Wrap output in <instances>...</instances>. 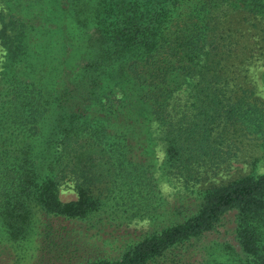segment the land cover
<instances>
[{
  "label": "trees",
  "instance_id": "1",
  "mask_svg": "<svg viewBox=\"0 0 264 264\" xmlns=\"http://www.w3.org/2000/svg\"><path fill=\"white\" fill-rule=\"evenodd\" d=\"M1 2L17 14L0 28V264H264V173L114 232L166 213L151 123L185 186L264 139V107L229 84L234 15L264 19V0Z\"/></svg>",
  "mask_w": 264,
  "mask_h": 264
},
{
  "label": "rangeland",
  "instance_id": "2",
  "mask_svg": "<svg viewBox=\"0 0 264 264\" xmlns=\"http://www.w3.org/2000/svg\"><path fill=\"white\" fill-rule=\"evenodd\" d=\"M19 9H21V13L25 11L23 7ZM10 14L15 15L17 13L10 3L1 2L0 28L5 26L8 31H11L13 25L9 23ZM239 14H235L234 17L239 16L240 25H242L239 31L242 36L238 40L242 56L234 59L232 63L229 84L230 86L233 85L232 89L239 87L250 89L256 100L264 107V19L251 18L248 15L245 20L241 21L242 15ZM237 36L239 34H236ZM4 53V49L0 44V70L5 58ZM150 128L152 130L150 133L151 151L150 155L147 156V164L149 163L150 171L156 180L160 196L167 205L166 213H160L161 210L157 209L155 212L157 215H155L153 221L146 217L143 221L135 219L137 221H132L128 225L122 224V227L115 228V233L123 232L126 229L136 234L148 231L153 227V224L165 220L167 210L169 212L172 207L181 208L182 210H185V208L191 209L201 189L226 183L242 176H257L264 173V139L251 142L244 141L240 149L236 150L235 157L228 159L229 161L222 164L219 169H214L212 172H208L207 175L202 176L195 185L185 186L166 168L162 143L158 138L159 133L157 129L152 127V123ZM57 195L61 202L77 198L73 183L67 180L59 184Z\"/></svg>",
  "mask_w": 264,
  "mask_h": 264
}]
</instances>
